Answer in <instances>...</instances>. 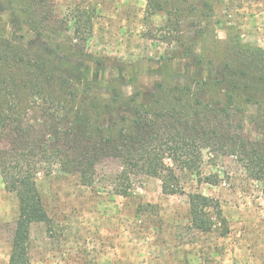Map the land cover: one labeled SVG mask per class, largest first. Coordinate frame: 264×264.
I'll return each mask as SVG.
<instances>
[{"label":"trees","instance_id":"1","mask_svg":"<svg viewBox=\"0 0 264 264\" xmlns=\"http://www.w3.org/2000/svg\"><path fill=\"white\" fill-rule=\"evenodd\" d=\"M186 1L175 0L168 15H181ZM147 5L162 9L158 0H147ZM2 7L39 44L32 51L0 47V178L18 203L8 264H29V228L48 221L37 187L41 173L74 175L91 187L99 171L113 164L111 178L119 195L125 196L139 177L158 179L163 194L175 195L183 193L177 171L198 175L202 153L208 150L235 157L260 183L264 196L262 48L242 42L231 28L221 42L224 48L194 54L184 46L182 55L204 72L188 76L183 85L157 83L148 101L136 94L129 110L108 119L107 106L97 103L91 88L63 74L67 69L78 77L85 66L101 65L84 48L92 32L87 12L74 9L59 17L53 0H0ZM204 7L212 11L207 0H200L185 15H199L194 32L199 39L208 28H200L201 21L209 20L198 10ZM189 204L191 223L201 233L215 221L224 222L217 201L192 194Z\"/></svg>","mask_w":264,"mask_h":264},{"label":"rangeland","instance_id":"2","mask_svg":"<svg viewBox=\"0 0 264 264\" xmlns=\"http://www.w3.org/2000/svg\"><path fill=\"white\" fill-rule=\"evenodd\" d=\"M158 1L160 11L147 0H53L59 17L81 9L91 20L84 48L101 65L85 66L78 77L67 69L63 74L90 87L97 103L107 106L108 119L129 110L136 94L148 101L157 83L183 85L188 76L204 72L182 55L184 46L194 54L224 48L231 28L242 42L264 50V0H207L212 11L198 9L209 18L201 21V30L208 24L202 39L194 34L199 15L185 17L200 0L182 4V16L167 13L175 0ZM35 39L9 8H0V47L32 51L39 48ZM115 168L103 167L91 187L74 175H38L48 221L29 228V264H264V196L235 157L204 150L198 175L177 171L183 193L175 195L163 194L160 180L147 177L136 178L119 195L111 178ZM192 194L217 201L224 222L215 221L206 233L196 230ZM210 216L217 217L212 210ZM17 219V199L0 178V264H8Z\"/></svg>","mask_w":264,"mask_h":264}]
</instances>
